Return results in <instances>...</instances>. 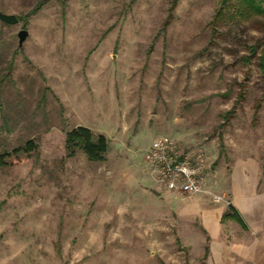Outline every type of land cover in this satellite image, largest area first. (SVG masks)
<instances>
[{"label":"rangeland","instance_id":"374dc122","mask_svg":"<svg viewBox=\"0 0 264 264\" xmlns=\"http://www.w3.org/2000/svg\"><path fill=\"white\" fill-rule=\"evenodd\" d=\"M220 5L0 0L18 18L0 21V152L37 145L0 167V264H207L192 206L227 210L244 160L264 193V73L250 51L264 17L215 24ZM76 126L108 139L104 162L66 156ZM162 135L198 161V193L169 191L145 164Z\"/></svg>","mask_w":264,"mask_h":264},{"label":"crops","instance_id":"0c3cea01","mask_svg":"<svg viewBox=\"0 0 264 264\" xmlns=\"http://www.w3.org/2000/svg\"><path fill=\"white\" fill-rule=\"evenodd\" d=\"M248 160L235 163L226 191L244 222L223 218L224 207L200 208V222L208 238L207 264H264V193L257 192L259 175ZM200 242V239H199Z\"/></svg>","mask_w":264,"mask_h":264},{"label":"trees","instance_id":"16d2710c","mask_svg":"<svg viewBox=\"0 0 264 264\" xmlns=\"http://www.w3.org/2000/svg\"><path fill=\"white\" fill-rule=\"evenodd\" d=\"M38 8V7H37ZM251 16L264 17V5L262 0H221V5L217 10L214 22L233 21L237 18H250ZM260 51L258 55V66L264 73V37L259 39L255 46L251 47V52L256 54V50ZM108 139L103 134H94L88 127L76 126L68 130L64 136V148L67 157H73L77 152H81L87 161L93 163H101L105 161L108 151ZM37 150V145L32 141H27L21 147L14 149L11 153L0 152V167L7 164V159L12 155L30 154ZM223 218H232L241 226L244 222L236 209L229 204L227 212ZM207 253V249L205 254Z\"/></svg>","mask_w":264,"mask_h":264},{"label":"built area","instance_id":"2783aa9c","mask_svg":"<svg viewBox=\"0 0 264 264\" xmlns=\"http://www.w3.org/2000/svg\"><path fill=\"white\" fill-rule=\"evenodd\" d=\"M143 159L155 179L169 191L193 195L201 190L199 163L184 155L168 136H157L144 150Z\"/></svg>","mask_w":264,"mask_h":264},{"label":"water","instance_id":"95a60500","mask_svg":"<svg viewBox=\"0 0 264 264\" xmlns=\"http://www.w3.org/2000/svg\"><path fill=\"white\" fill-rule=\"evenodd\" d=\"M0 21L14 25L18 23V18L15 15L12 14H5L0 12ZM28 36V32L25 29H21L17 33V38H18V46H22L23 42Z\"/></svg>","mask_w":264,"mask_h":264}]
</instances>
